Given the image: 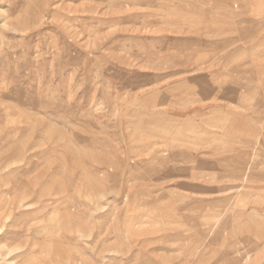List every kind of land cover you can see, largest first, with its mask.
I'll return each instance as SVG.
<instances>
[{
    "label": "rangeland",
    "instance_id": "obj_1",
    "mask_svg": "<svg viewBox=\"0 0 264 264\" xmlns=\"http://www.w3.org/2000/svg\"><path fill=\"white\" fill-rule=\"evenodd\" d=\"M0 264H264V0H0Z\"/></svg>",
    "mask_w": 264,
    "mask_h": 264
}]
</instances>
